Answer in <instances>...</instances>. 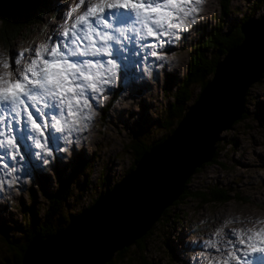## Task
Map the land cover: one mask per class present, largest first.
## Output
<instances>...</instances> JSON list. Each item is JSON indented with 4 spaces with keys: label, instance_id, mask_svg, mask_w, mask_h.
I'll list each match as a JSON object with an SVG mask.
<instances>
[{
    "label": "rangeland",
    "instance_id": "1",
    "mask_svg": "<svg viewBox=\"0 0 264 264\" xmlns=\"http://www.w3.org/2000/svg\"><path fill=\"white\" fill-rule=\"evenodd\" d=\"M202 1L196 6L198 10L185 18L188 19L187 24L185 23L186 30L183 29L181 33L186 34L187 38L177 35L179 39H176V42L174 40L172 43H165L163 48L155 49L163 59L147 56L149 49L140 47L141 44L152 43L150 38L136 44L127 43L128 51L124 55L140 61L135 65L137 76L129 72L125 83L123 61H118L121 63L120 78L115 85H105L107 89L93 102L91 119L84 122L87 127L78 126L80 130L73 131L68 141L60 140L58 144H53L49 140L53 154L48 157V164H43L35 156L39 149L31 141H18L24 159L21 161L19 156L15 161L11 160L10 156H5L4 159V162L16 167L17 171L9 176L0 168V176L5 181L3 189L0 190V225L18 224L25 207L31 203V195L35 196V203L31 207L41 213L45 209L43 191L47 192L53 188L59 170L65 171L67 168V172H70L72 161L80 154L88 160V170L84 178L80 177L72 184L68 211L71 214L80 212L79 216L86 215L95 205L97 200L94 203L92 201L97 196L101 197V194L110 191V188L127 176L128 169L135 160L129 148L132 138L138 136L142 144L151 145L167 134L168 128H162L161 123L166 121L167 107L174 101L178 84L187 73L190 54L219 21L220 2L223 0ZM78 3L79 0H52V10L45 14L31 35L16 41L9 48L0 45V60H14L19 53L29 49L30 51L25 52L26 61L40 45H50L86 7L83 5L77 9ZM230 3L233 12L221 21L224 30H232L234 24L246 16L256 20L264 15V0H231ZM74 9L76 10L73 11ZM69 13L72 14L71 18ZM132 47L137 49L135 55ZM103 58L106 60L115 57ZM12 67L16 65L13 63ZM4 71L6 70L0 67V72ZM172 76L176 78L175 84L168 91L165 81ZM212 79L213 77L209 83ZM190 93L192 97L185 105L184 115L191 109L189 105L194 104L200 97V87L197 84L191 85ZM105 96L106 99L103 98ZM244 105V118L231 123L230 128L221 130L219 139L214 143L216 156L213 154L212 159L215 158L216 162L211 163V159L190 174L182 192L185 186L191 192L206 191L213 186L224 187L236 191L248 202L231 200L225 205L199 206L190 198L183 197L178 200L182 194L180 193L167 206L170 212L172 210L174 213H180V218L175 222L169 219L166 221V218L171 216L165 214L154 221L153 234L142 252L146 261L154 264H217L231 249L227 241L234 239L231 235L228 236L226 231L231 233L239 229L264 228L262 75L246 89ZM171 136L172 133L167 139ZM0 155H3L2 150ZM40 172L46 173L51 179L46 186H42L37 177ZM175 201H180V204H174ZM71 221L69 219L67 224ZM165 239L168 245L171 243L172 251L164 245ZM210 240L215 242V247L208 245ZM128 249L124 259L120 257L122 261L120 260L119 264H141L138 253L140 251L134 243L130 244ZM0 253L3 257L2 250Z\"/></svg>",
    "mask_w": 264,
    "mask_h": 264
},
{
    "label": "snow or ice",
    "instance_id": "2",
    "mask_svg": "<svg viewBox=\"0 0 264 264\" xmlns=\"http://www.w3.org/2000/svg\"><path fill=\"white\" fill-rule=\"evenodd\" d=\"M201 3L202 0H79L77 9L86 5L85 10L56 41L40 45L26 61L29 49L14 60H0V67L6 70L0 72V168L5 174L17 171L4 162L5 156L13 161L18 156L24 159L18 141H31L39 149L35 156L48 164L53 154L49 140L53 144L68 141L73 131L87 127L84 122L91 119L93 102L104 93L105 85H115L120 78L118 61H123L125 83L128 73L135 71L140 61L124 55L127 43L152 38L153 43L140 47L149 49L147 56L163 59L155 49L179 39L172 30H186L185 18ZM136 51L134 48L133 55ZM100 56L115 58L103 62L87 58ZM4 185L0 176V190ZM231 236L234 239L227 241L231 249L217 264H264V228L233 230ZM208 245L215 247V242L210 240Z\"/></svg>",
    "mask_w": 264,
    "mask_h": 264
},
{
    "label": "water",
    "instance_id": "3",
    "mask_svg": "<svg viewBox=\"0 0 264 264\" xmlns=\"http://www.w3.org/2000/svg\"><path fill=\"white\" fill-rule=\"evenodd\" d=\"M241 31L243 41L217 65L172 136L144 154L86 215L52 237L35 238L22 264H104L146 234L190 174L212 159L219 133L241 118L246 89L264 72V15L244 22Z\"/></svg>",
    "mask_w": 264,
    "mask_h": 264
},
{
    "label": "trees",
    "instance_id": "4",
    "mask_svg": "<svg viewBox=\"0 0 264 264\" xmlns=\"http://www.w3.org/2000/svg\"><path fill=\"white\" fill-rule=\"evenodd\" d=\"M230 2L231 0H223L220 2L221 11L219 21L213 30L201 39L200 44L196 45L190 54L187 73L178 84L174 101L167 107L166 121L161 123L162 128H168L167 134L151 145L142 144L138 136L134 135L135 137L132 138L129 148L132 154H134L135 160L134 164L128 169L127 174L136 167V163L140 161L144 154L151 151L153 147L160 145L173 133L184 116L186 103L191 100V85L197 84L200 87L201 94L208 85L210 78L214 76L217 65L223 60L229 50L234 49L243 41L244 35L241 31V26L251 18L250 16H246L239 22H236L232 30H224L222 27L223 23L221 21L233 12ZM52 6V0H0V45L9 48L16 41L26 39L42 22L45 14L52 10ZM261 75L264 77V72ZM175 79L172 76L165 81V88L168 91L175 84ZM194 104H190L189 108ZM244 114H242L239 120L244 118ZM215 156L216 153L214 154ZM215 162L216 160L213 158L211 163ZM88 163V160L84 159L80 154L72 161L69 169L70 172H67V168L65 171L61 169L57 172L53 188L47 192L45 190L43 191L45 209L41 213L36 212V209L31 207L35 203V196L31 195V203L25 207V211L18 224L0 225V250L4 254L3 257L0 256V264H22L24 253L35 238L52 237L67 227L69 219L71 221L72 218L79 216L80 212L71 214L68 211V201L71 196L72 184L80 177L84 178L88 170ZM197 170L198 168L195 171ZM37 177L42 186H46L51 182L50 177L46 173L43 174L40 172L37 174ZM183 197L196 201L199 206H203L204 204L225 205L231 200L244 201V203L248 202L232 189L214 186L206 191L192 192L187 190L185 186L178 200ZM174 204H180V201H175ZM168 209L166 207L160 214V216L170 214L171 217L166 218V221L169 219V221L175 222L180 218V213H174L172 210L170 212ZM68 215L71 217H68ZM152 226L146 234L134 242V246L140 251L138 253L141 264H154L146 261L144 256H142V252L146 249L147 241L153 234ZM170 244L168 245L167 240H164V245L169 251H172ZM128 250V247H125L116 251L112 258L104 264H119L121 258L124 259L126 256L125 253ZM117 258L120 259L117 260Z\"/></svg>",
    "mask_w": 264,
    "mask_h": 264
},
{
    "label": "bare ground",
    "instance_id": "5",
    "mask_svg": "<svg viewBox=\"0 0 264 264\" xmlns=\"http://www.w3.org/2000/svg\"><path fill=\"white\" fill-rule=\"evenodd\" d=\"M203 2V1H202ZM197 6V5H196ZM195 6V7H196ZM207 7V6H206ZM203 9H205V8H203ZM195 13V12H194ZM202 15H203V13H202ZM192 17V16H191ZM190 18V17H189ZM178 21V20H177ZM188 21V19H185V23ZM179 22V21H178ZM189 23V22H188ZM195 23V22H194ZM197 23V22H196ZM187 24V23H186ZM182 30L183 29H173L172 31L173 32H175L176 33V35H182L184 38H187V35L186 34H184V33H181L182 32ZM189 31V30H188ZM184 34V35H183ZM56 35V34H55ZM60 37V36H59ZM152 38H150V40H151ZM57 39H54V41H56ZM52 42V41H51ZM175 42H176V40H175ZM174 42V43H175ZM153 43V42H152ZM172 43V42H171ZM115 47V46H114ZM127 47H128V45H127ZM132 50H133V47H132ZM130 51H131V47H130ZM88 59H99V60H101L102 62L103 61H105V59L103 58V56H100V57H87ZM107 60V59H106ZM121 64V63H120ZM121 69V68H120ZM131 73H134L135 74V76H137V72H131ZM134 80V79H133ZM261 81V80H260ZM105 87V86H104ZM107 89V88H106ZM129 108V107H128ZM61 143V142H60ZM226 233H227V235L228 236H230L231 235V233H229V231H226ZM231 238V237H230Z\"/></svg>",
    "mask_w": 264,
    "mask_h": 264
}]
</instances>
